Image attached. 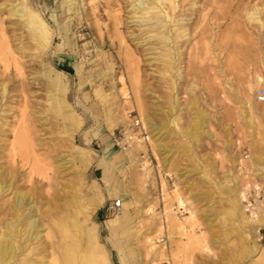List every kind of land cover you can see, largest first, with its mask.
I'll use <instances>...</instances> for the list:
<instances>
[{"label": "rangeland", "instance_id": "obj_1", "mask_svg": "<svg viewBox=\"0 0 264 264\" xmlns=\"http://www.w3.org/2000/svg\"><path fill=\"white\" fill-rule=\"evenodd\" d=\"M154 4L0 0V183L10 185L0 241L15 234L10 264L63 261L78 227L93 236L91 250L78 249L85 264H264V0ZM26 7L48 23V47ZM134 114L142 136L113 144ZM246 188L256 191L249 212ZM117 198L120 212L109 207Z\"/></svg>", "mask_w": 264, "mask_h": 264}, {"label": "bare ground", "instance_id": "obj_2", "mask_svg": "<svg viewBox=\"0 0 264 264\" xmlns=\"http://www.w3.org/2000/svg\"><path fill=\"white\" fill-rule=\"evenodd\" d=\"M154 1V5L150 6V9H153V11L157 10L158 12L161 11L160 9V5L165 2V1H168L174 8L176 7V0H153ZM189 2V1H188ZM165 7V6H164ZM28 9V12H26V15H28V24L30 25L29 28L35 33L38 35V38L40 40H42L43 42V45H45L46 47H48L50 44H51V39H52V34H51V30L48 26V23L46 22V20L38 13L36 12H33L29 9V7H26ZM180 9V8H179ZM178 9V10H179ZM15 13H19V10L18 9H15L13 8V10ZM152 11V12H153ZM14 13V14H15ZM165 13V12H164ZM170 14V13H169ZM175 15V14H174ZM140 20V19H139ZM146 22V21H145ZM180 22V21H179ZM176 30V29H175ZM155 35V34H154ZM169 35V34H168ZM162 36V35H161ZM156 37V36H154ZM164 38V37H163ZM9 48V47H8ZM0 54H1V51H0ZM54 81L56 80V77L54 76L52 78ZM4 85V84H3ZM6 86V85H5ZM2 91V90H1ZM6 91V89H4V92ZM246 111L248 113V115L250 116V118H254V113H255V110L252 108V107H248L246 108ZM151 123V122H150ZM152 125V123H151ZM19 139L17 138V142L19 143ZM257 169V168H256ZM3 184V183H2ZM1 183H0V196L2 194H4L5 192L7 193V191L10 189V185L8 186V189L3 186ZM16 191V190H15ZM26 197V194L25 192L23 191H18L17 194L15 192V196H14V206L16 209H19V208H22V205H23V201ZM13 201V200H12ZM179 206L180 205H183L184 207L185 206V201L183 200V198L179 197ZM33 206L29 207V213H27V218H32V209ZM12 209V207H11ZM36 209V208H35ZM26 210V209H25ZM24 210V211H25ZM14 211V210H13ZM28 211V210H26ZM23 212V211H22ZM17 213V212H16ZM25 213V212H23ZM35 213V212H34ZM18 214V213H17ZM22 215V214H21ZM20 216V215H19ZM173 216V214H172ZM191 216H193L191 214ZM19 218V217H18ZM37 219V218H36ZM36 219H30V223L28 222L29 224V230H33L34 229H37V228H40L39 225L36 224ZM188 219V218H187ZM19 221V220H18ZM174 221H176L174 219ZM262 220L261 219H258V224L261 222ZM177 223V222H176ZM180 223V222H178ZM27 224V225H28ZM8 227V226H7ZM11 227V225H10ZM7 229V228H6ZM26 229V228H25ZM24 229V230H25ZM256 229V226L255 228ZM18 230V229H17ZM21 230V229H20ZM77 230L79 231V233L81 234V237L79 238L80 239V242L79 241H72V242H69L67 244H65V246L62 247V254L64 256V259L63 261H61L60 259H57V258H54V261L52 264H80L83 263L85 264V262L87 263L89 258L88 256L85 254V255H79L80 251L78 250L80 247L83 249V247L86 249V250H91L92 248V241H93V236L91 233H89L86 229H84L83 227H78ZM8 231V230H7ZM14 231V230H13ZM37 231V230H35ZM4 232V231H3ZM26 232L28 233V231L26 230ZM30 232V231H29ZM21 233V232H20ZM41 232L37 231V232H33L30 234H35L34 235V238L33 239H36L37 242H38V239H39V234ZM5 234V233H4ZM84 234V235H83ZM15 234H12V233H7L6 237L2 238L1 241H0V264H10L11 261L14 260L15 256H16V246H15V240H14V236ZM26 236V234H23ZM30 235V236H31ZM24 236V237H25ZM78 237V236H77ZM1 238V237H0ZM30 239H32V237H29ZM85 241H84V240ZM85 244V245H84ZM147 248L146 251L148 253H155L157 252V246L154 244V242L151 240V238H148L147 239ZM23 246V245H22ZM28 246V245H27ZM26 247V246H25ZM24 249V248H23ZM78 251V253L76 252ZM160 250H158L159 252ZM160 253V252H159ZM179 252H177L178 254ZM176 254V253H175ZM91 255V254H90ZM89 255V256H90ZM181 255V253H180ZM91 256H95V255H91ZM174 256H177V255H174ZM179 256V255H178ZM182 257V256H181ZM42 258H44L42 256ZM94 258V257H93ZM178 258V257H177ZM82 260H86V261H82ZM95 260V259H94ZM93 260V261H94ZM178 260V259H177ZM180 262L179 264H188V261L187 260H183V257L182 258H179ZM32 259L30 261H28L29 263L28 264H40L38 262H31ZM105 262H107V259L105 258ZM18 263V262H17ZM27 264V263H26Z\"/></svg>", "mask_w": 264, "mask_h": 264}, {"label": "built area", "instance_id": "obj_3", "mask_svg": "<svg viewBox=\"0 0 264 264\" xmlns=\"http://www.w3.org/2000/svg\"><path fill=\"white\" fill-rule=\"evenodd\" d=\"M255 97L258 101H264V85H259L255 89ZM144 132V125L142 123L141 118L134 114L131 115L127 124L119 129H117L116 133L113 134V144L117 146H124L125 144L130 143L136 137L142 136ZM245 198L243 201L246 204L247 211L249 212L251 208H254V201H255V193L256 191L252 188H246L244 190ZM112 211L120 212L122 209V202L120 198L115 199L111 202L109 206ZM177 210L182 214L186 210L184 209L183 205H178ZM160 264H171L169 260L165 259Z\"/></svg>", "mask_w": 264, "mask_h": 264}]
</instances>
